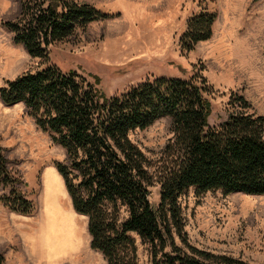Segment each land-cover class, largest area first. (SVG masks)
Returning <instances> with one entry per match:
<instances>
[{
	"label": "trees",
	"instance_id": "16d2710c",
	"mask_svg": "<svg viewBox=\"0 0 264 264\" xmlns=\"http://www.w3.org/2000/svg\"><path fill=\"white\" fill-rule=\"evenodd\" d=\"M19 5L18 14L3 24L14 43L40 58L90 21L118 14L83 0H19ZM215 18L206 7L190 13L178 37L180 50L188 52L210 38ZM212 88L197 69L186 76L148 75L108 95L98 73L48 62L7 79L0 100L22 103L65 150L66 159L54 166L73 209L86 215L90 246L107 264H138L130 233L149 243L150 264H251L194 246L184 230L178 197L189 188L264 193V115L248 112L246 99L231 95L229 105L241 109L217 126L209 124ZM164 115L170 117L172 134L150 172L148 157L130 134ZM0 180L11 186L0 196L3 204L18 213L34 209L32 200L13 187L1 145ZM153 183L158 184L155 206L149 199Z\"/></svg>",
	"mask_w": 264,
	"mask_h": 264
},
{
	"label": "rangeland",
	"instance_id": "374dc122",
	"mask_svg": "<svg viewBox=\"0 0 264 264\" xmlns=\"http://www.w3.org/2000/svg\"><path fill=\"white\" fill-rule=\"evenodd\" d=\"M83 1L118 14L90 21L40 58L14 43L11 29L3 24L18 14L19 0H0V86L48 62L83 74L98 73L108 95L148 75L186 76L199 69L213 87L208 94L212 105L209 124L217 126L241 109L229 105L231 95H242L248 112L264 115V0ZM201 7L216 12L213 34L192 50L182 51L178 37L190 13ZM171 130L167 115L132 130L130 136L148 157L150 172ZM51 135L36 125L22 103L9 105L0 100V145L14 179L12 185L34 203V209L25 214L0 200L4 264H107L101 252L90 246L86 215L73 209L56 171L54 162L64 161L66 155ZM10 187L0 180V196ZM149 190L155 206L158 184ZM178 201L191 244L264 264V193H223L219 189L196 193L189 188ZM130 234L139 252L138 264H150L149 243Z\"/></svg>",
	"mask_w": 264,
	"mask_h": 264
},
{
	"label": "bare ground",
	"instance_id": "6f19581e",
	"mask_svg": "<svg viewBox=\"0 0 264 264\" xmlns=\"http://www.w3.org/2000/svg\"><path fill=\"white\" fill-rule=\"evenodd\" d=\"M129 47V46H128ZM115 49V48H114ZM120 48L116 49V50H112L110 52L107 53V57L109 58V56L112 54V53H115L114 51H119ZM121 50V49H120Z\"/></svg>",
	"mask_w": 264,
	"mask_h": 264
}]
</instances>
